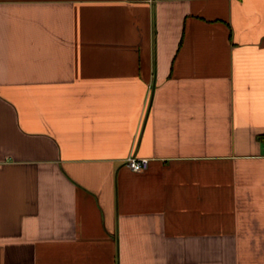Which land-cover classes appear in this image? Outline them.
<instances>
[{
  "label": "crops",
  "instance_id": "1",
  "mask_svg": "<svg viewBox=\"0 0 264 264\" xmlns=\"http://www.w3.org/2000/svg\"><path fill=\"white\" fill-rule=\"evenodd\" d=\"M263 145L264 0H0V264H264Z\"/></svg>",
  "mask_w": 264,
  "mask_h": 264
},
{
  "label": "built area",
  "instance_id": "2",
  "mask_svg": "<svg viewBox=\"0 0 264 264\" xmlns=\"http://www.w3.org/2000/svg\"><path fill=\"white\" fill-rule=\"evenodd\" d=\"M262 152L264 155V145L262 147ZM125 160V165L134 173H141L146 170L149 165V159L144 157L136 158L135 156L130 155Z\"/></svg>",
  "mask_w": 264,
  "mask_h": 264
}]
</instances>
